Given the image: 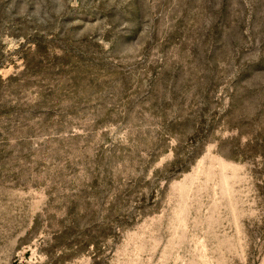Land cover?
<instances>
[{"label": "rangeland", "instance_id": "374dc122", "mask_svg": "<svg viewBox=\"0 0 264 264\" xmlns=\"http://www.w3.org/2000/svg\"><path fill=\"white\" fill-rule=\"evenodd\" d=\"M0 264H264V0H0Z\"/></svg>", "mask_w": 264, "mask_h": 264}]
</instances>
